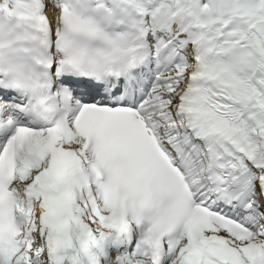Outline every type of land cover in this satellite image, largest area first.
<instances>
[{
  "label": "snow or ice",
  "instance_id": "1",
  "mask_svg": "<svg viewBox=\"0 0 264 264\" xmlns=\"http://www.w3.org/2000/svg\"><path fill=\"white\" fill-rule=\"evenodd\" d=\"M0 264H264V0H0Z\"/></svg>",
  "mask_w": 264,
  "mask_h": 264
}]
</instances>
